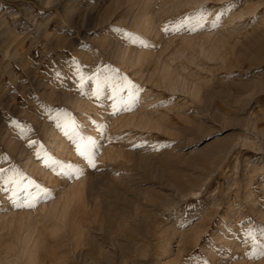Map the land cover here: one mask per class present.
Returning <instances> with one entry per match:
<instances>
[{"label":"rangeland","instance_id":"obj_1","mask_svg":"<svg viewBox=\"0 0 264 264\" xmlns=\"http://www.w3.org/2000/svg\"><path fill=\"white\" fill-rule=\"evenodd\" d=\"M6 178L0 264H264V0H0Z\"/></svg>","mask_w":264,"mask_h":264},{"label":"snow or ice","instance_id":"obj_2","mask_svg":"<svg viewBox=\"0 0 264 264\" xmlns=\"http://www.w3.org/2000/svg\"><path fill=\"white\" fill-rule=\"evenodd\" d=\"M218 18V17H217ZM187 19V18H185ZM201 19H203V17H201L200 19L197 20V26L198 27H203V24L201 23ZM181 27H187V25H181ZM167 28H165L163 31L167 32ZM189 31H196L195 27L189 28ZM81 82L84 80V77H80ZM109 88L111 89L110 95H109V99H111L113 101L112 103V108H113V115H115L117 112H119L121 110L120 105L123 104L124 105V109L123 110H131V102L133 101L134 98V93L131 89L130 84H128L127 80H125V87L124 88H120V87H113L111 84L108 85ZM104 85L101 84L98 80L93 79V91H92V95L94 97L99 98V95L101 94L102 90H103ZM127 92V99H122L120 97V93L121 92ZM57 119H59L57 117ZM11 124L13 126H16V121H11ZM57 127H60L59 124H57ZM24 129L20 128V133L21 135L23 134ZM98 131H101L98 129ZM102 134V132H101ZM98 147V144L96 141L92 140L91 138L88 139L87 145L84 146V149L82 150L81 146L78 144L76 151L77 154L81 157H84L85 159H87L88 165L89 167L95 168V163H94V157H95V150ZM37 157H40V150L38 149L36 152ZM46 164H47V160H46ZM50 166L53 169V171H55L57 168L61 169V171L58 173V175L64 176L65 178L71 180L73 178H79L80 175H82V173L77 169L75 171L71 170V165L67 166V168H65V166L63 164H60L59 162L52 160L50 162ZM7 184H12V193L13 196L9 197L11 204L14 208H21V207H25V208H34L36 207V205L39 202H42V200H46V199H51L52 195L50 193L49 190H45L39 187H36L35 185H32V187H36V191L34 193H29L27 191V189H21V192L24 193L23 195V203H21V201L19 199H17L16 197L19 195V193L17 192V188L19 187L18 184H14L12 182L11 178H6V180L3 183H0V187H5V190H7L6 185ZM31 184V182H30Z\"/></svg>","mask_w":264,"mask_h":264},{"label":"bare ground","instance_id":"obj_3","mask_svg":"<svg viewBox=\"0 0 264 264\" xmlns=\"http://www.w3.org/2000/svg\"><path fill=\"white\" fill-rule=\"evenodd\" d=\"M161 70V72H160V74H161V79L163 80V81H169L170 80V77H171V70H169L168 68H166L165 66L162 68V69H160ZM173 73V72H172ZM173 81V80H172ZM170 86H172V85H170ZM85 121V120H84ZM62 140V139H61ZM61 140H59L58 141V139H54V145L56 146L57 145V143L59 144L57 147H60V148H63V141L61 142ZM65 147V146H64ZM64 150V149H63ZM73 187V186H72ZM74 189V188H73ZM73 189H71V190H69V191H66V192H64V194L59 198V201L58 202H56L55 204H52L50 207H49V214H51L52 212L54 213L55 212V208H56V205L58 204V203H60L61 201H63V204H62V210H66V206H67V202H68V200L70 199V198H72L75 194H74V192H73ZM44 209V208H43ZM29 229V228H28ZM29 230H31V228L29 229ZM21 239H24L23 237L21 238ZM28 241V240H27ZM25 241L23 240V242L22 243H24ZM26 243V242H25ZM24 245V244H23ZM23 245H21V246H23ZM22 248V247H21ZM22 250V253L23 254H26V250L24 251L23 249H21ZM4 260V259H3ZM7 263L6 264H8V261H6Z\"/></svg>","mask_w":264,"mask_h":264}]
</instances>
